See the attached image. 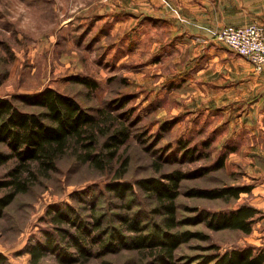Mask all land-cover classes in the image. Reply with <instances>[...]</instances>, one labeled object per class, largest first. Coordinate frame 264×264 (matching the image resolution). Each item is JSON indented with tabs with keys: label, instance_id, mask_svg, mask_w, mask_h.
<instances>
[{
	"label": "rangeland",
	"instance_id": "374dc122",
	"mask_svg": "<svg viewBox=\"0 0 264 264\" xmlns=\"http://www.w3.org/2000/svg\"><path fill=\"white\" fill-rule=\"evenodd\" d=\"M116 2L0 0V97L12 99L22 110L39 112L41 108L22 102L19 96L53 87L75 97L93 114L107 109L109 132L119 122L130 130L113 167L99 170L81 162L69 149L50 176L39 175L26 193L17 195L0 218V250L8 256L7 264H31L26 245L53 228L47 213L52 206L70 203L89 220L95 206L105 225L121 229L119 215L125 213L142 218L148 230L162 222V215L153 211L155 197L139 186L125 200L106 189L126 157L129 163L121 180L135 183L173 170L186 173L177 199L180 218L194 214L196 206L229 210L245 202L253 204L257 198L254 189L264 177V153L254 148L262 145L264 135L256 114L251 116L248 109L264 97L255 89L254 79L262 72L217 40L216 31L208 32L213 40L193 61L194 45H184L157 22L144 20L142 29L136 31L114 30ZM76 76H87L97 86L87 87ZM106 138L107 134L98 136L99 149ZM0 149L8 150L4 144ZM226 152L225 165L216 167ZM14 165L13 160L2 166L0 178ZM232 184H253V190L229 200L187 193L192 188ZM260 209L250 234L212 231L204 223L180 226L209 233L210 239L194 238L179 247L178 258H185L179 264H188L187 257L211 252L210 244H217L221 252L247 245L264 247V209ZM94 248L99 250L98 245ZM104 260L150 264L152 257L121 249L75 264H102ZM39 264L62 263L50 253Z\"/></svg>",
	"mask_w": 264,
	"mask_h": 264
},
{
	"label": "trees",
	"instance_id": "16d2710c",
	"mask_svg": "<svg viewBox=\"0 0 264 264\" xmlns=\"http://www.w3.org/2000/svg\"><path fill=\"white\" fill-rule=\"evenodd\" d=\"M76 81L95 88L97 82L87 76H76ZM20 100L37 106L41 111L20 109L8 97H0V168L11 161L15 165L6 176L0 178V218L18 194L26 193L39 175L50 176L57 169V160L72 149L77 158L99 170L113 167L119 149L127 142L130 130L125 122L111 132L106 124L111 114L107 109L93 114L84 108L72 95L53 87H46L34 93H24ZM100 134H107L101 149L98 148ZM235 147L230 149L234 151ZM227 152L219 158L216 167H223ZM129 158L120 164L113 178L106 183V189L125 200L134 192L135 185L155 197L154 212L162 215V222H155L148 230L142 218L135 214H121V228L105 225L103 214H91L84 218L79 209L70 203L52 206L47 210L52 229L44 231L43 238H37L26 245L30 263L39 264L48 254L54 253L62 264H75L88 260L95 254L102 255L121 249L136 250L152 257L150 264H179L177 250L191 239L207 241L210 234L202 230L180 226L204 223L212 231L239 230L246 234L253 232L256 216L262 210L251 203H242L229 210L210 211L194 207V214L178 216L177 199L181 194V182L187 176L182 170H173L160 177L139 178L135 183L123 179L127 172ZM253 190V184L225 185L219 188H192L187 193L208 199H238L242 193ZM125 207L129 208L126 202ZM190 209V208H189ZM124 230V231H123ZM125 232H128L127 235ZM64 243V244H63ZM95 245L99 250L95 251ZM72 249V250H71ZM209 253L187 257L188 264H264V247L252 245L233 247L224 252L217 244H210ZM8 256L0 250V264H7ZM102 264H111L104 260Z\"/></svg>",
	"mask_w": 264,
	"mask_h": 264
},
{
	"label": "crops",
	"instance_id": "0c3cea01",
	"mask_svg": "<svg viewBox=\"0 0 264 264\" xmlns=\"http://www.w3.org/2000/svg\"><path fill=\"white\" fill-rule=\"evenodd\" d=\"M123 1V4H122ZM118 0L113 8V28L121 31L140 29L142 22H157L162 30L171 31L184 42L194 45L196 52L193 61L209 42L208 32L217 31L225 25H246L254 21L264 25V0ZM142 29V28H141ZM202 55V54H201ZM256 90L264 96V71L254 76ZM254 86V87H255ZM252 104L248 114L257 116L261 133L264 135V97ZM262 145L254 149L264 153ZM264 175V174H263ZM257 198L253 205L264 209V177L260 181Z\"/></svg>",
	"mask_w": 264,
	"mask_h": 264
},
{
	"label": "built area",
	"instance_id": "2783aa9c",
	"mask_svg": "<svg viewBox=\"0 0 264 264\" xmlns=\"http://www.w3.org/2000/svg\"><path fill=\"white\" fill-rule=\"evenodd\" d=\"M215 38L246 57L257 72L264 71V25L254 21L246 25H225Z\"/></svg>",
	"mask_w": 264,
	"mask_h": 264
}]
</instances>
